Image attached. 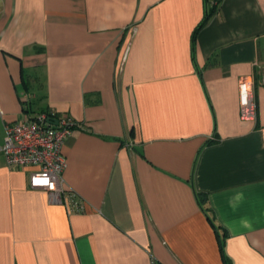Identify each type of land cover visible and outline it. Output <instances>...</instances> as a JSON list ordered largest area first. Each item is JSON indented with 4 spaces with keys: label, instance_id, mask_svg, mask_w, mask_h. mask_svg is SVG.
Returning <instances> with one entry per match:
<instances>
[{
    "label": "crops",
    "instance_id": "1",
    "mask_svg": "<svg viewBox=\"0 0 264 264\" xmlns=\"http://www.w3.org/2000/svg\"><path fill=\"white\" fill-rule=\"evenodd\" d=\"M42 111L84 207L0 153V264H264V0H0V144Z\"/></svg>",
    "mask_w": 264,
    "mask_h": 264
},
{
    "label": "built area",
    "instance_id": "2",
    "mask_svg": "<svg viewBox=\"0 0 264 264\" xmlns=\"http://www.w3.org/2000/svg\"><path fill=\"white\" fill-rule=\"evenodd\" d=\"M220 0H209L217 5ZM240 115L244 120L256 115V102L252 93V80L248 76L238 81ZM54 120L56 122H54ZM74 121L54 111H42L12 122H5L0 153L12 168L29 166V185L46 191L48 201L64 204L69 210H83L75 194L62 186V172L66 158L61 152Z\"/></svg>",
    "mask_w": 264,
    "mask_h": 264
},
{
    "label": "trees",
    "instance_id": "3",
    "mask_svg": "<svg viewBox=\"0 0 264 264\" xmlns=\"http://www.w3.org/2000/svg\"><path fill=\"white\" fill-rule=\"evenodd\" d=\"M193 37H194V34H193ZM200 195L201 194H197L199 203L201 204V207L203 208V210H204L205 214L207 215V217L209 218V220L212 221L211 216H210V214L208 212L209 209L207 207H204V201H205L204 199H205V197L204 198H199Z\"/></svg>",
    "mask_w": 264,
    "mask_h": 264
},
{
    "label": "water",
    "instance_id": "4",
    "mask_svg": "<svg viewBox=\"0 0 264 264\" xmlns=\"http://www.w3.org/2000/svg\"><path fill=\"white\" fill-rule=\"evenodd\" d=\"M54 122H56V121L54 120Z\"/></svg>",
    "mask_w": 264,
    "mask_h": 264
}]
</instances>
